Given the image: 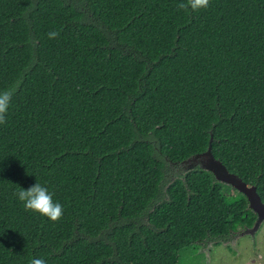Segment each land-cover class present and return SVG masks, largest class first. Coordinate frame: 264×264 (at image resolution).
<instances>
[{
    "label": "trees",
    "instance_id": "1",
    "mask_svg": "<svg viewBox=\"0 0 264 264\" xmlns=\"http://www.w3.org/2000/svg\"><path fill=\"white\" fill-rule=\"evenodd\" d=\"M184 2L0 0V92L16 89L0 124V264H178L252 223L241 191L183 160L210 136L264 201V0ZM35 182L59 221L18 199Z\"/></svg>",
    "mask_w": 264,
    "mask_h": 264
},
{
    "label": "rangeland",
    "instance_id": "2",
    "mask_svg": "<svg viewBox=\"0 0 264 264\" xmlns=\"http://www.w3.org/2000/svg\"><path fill=\"white\" fill-rule=\"evenodd\" d=\"M183 161V165L194 162L192 159ZM230 190L223 187L222 193ZM243 228L234 229L226 241L206 239L179 249L178 264H264V221L252 232L240 233Z\"/></svg>",
    "mask_w": 264,
    "mask_h": 264
},
{
    "label": "clouds",
    "instance_id": "3",
    "mask_svg": "<svg viewBox=\"0 0 264 264\" xmlns=\"http://www.w3.org/2000/svg\"><path fill=\"white\" fill-rule=\"evenodd\" d=\"M208 6L209 0H186V2L177 5L179 9L187 10L190 8L192 11H198ZM59 34V30H54L48 32L47 36L49 39H55ZM15 90V87H12L0 92V124L6 123V115ZM16 195L23 202L26 211L39 213L53 222L59 221L63 216V206L54 201L53 193L40 183L35 182L27 189L20 187ZM31 264H47V261L42 258H34L31 260Z\"/></svg>",
    "mask_w": 264,
    "mask_h": 264
},
{
    "label": "water",
    "instance_id": "4",
    "mask_svg": "<svg viewBox=\"0 0 264 264\" xmlns=\"http://www.w3.org/2000/svg\"><path fill=\"white\" fill-rule=\"evenodd\" d=\"M209 140L210 136L208 137V142L204 149L187 156L185 159L198 161L202 167L211 170L218 180L228 183L244 194L247 205L255 212V217L252 223L248 226H244L240 233L246 231L252 232L261 219L264 218V202L257 193L254 183L244 181L239 174L228 169L221 159L212 154Z\"/></svg>",
    "mask_w": 264,
    "mask_h": 264
},
{
    "label": "flooded vegetation",
    "instance_id": "5",
    "mask_svg": "<svg viewBox=\"0 0 264 264\" xmlns=\"http://www.w3.org/2000/svg\"><path fill=\"white\" fill-rule=\"evenodd\" d=\"M263 201V200H262ZM264 202V201H263ZM261 221H264V218L261 219ZM260 223V222H259ZM230 237V236H229ZM228 237V238H229ZM228 238H225L224 241H226ZM222 240V239H221Z\"/></svg>",
    "mask_w": 264,
    "mask_h": 264
}]
</instances>
